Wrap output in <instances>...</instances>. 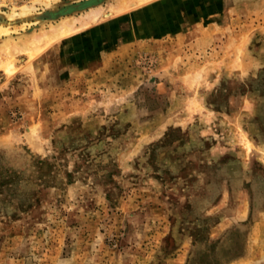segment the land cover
<instances>
[{
    "label": "rangeland",
    "instance_id": "374dc122",
    "mask_svg": "<svg viewBox=\"0 0 264 264\" xmlns=\"http://www.w3.org/2000/svg\"><path fill=\"white\" fill-rule=\"evenodd\" d=\"M47 1L118 7L0 68V264H264V0Z\"/></svg>",
    "mask_w": 264,
    "mask_h": 264
},
{
    "label": "bare ground",
    "instance_id": "6f19581e",
    "mask_svg": "<svg viewBox=\"0 0 264 264\" xmlns=\"http://www.w3.org/2000/svg\"><path fill=\"white\" fill-rule=\"evenodd\" d=\"M46 2L48 1L46 0ZM44 3L45 2H43V4ZM89 4L75 5V7L79 9V13L77 14V16H67V13L60 14L61 16H59V19L48 24L49 27H46L45 23L41 22V19L43 18L39 17V9L37 10V8H35L32 12V8L27 4H22L19 7L12 5L10 7V10H8V13L3 12L8 17L13 18L17 17L18 15L24 16L30 13L33 17H30L28 20L22 21L20 29H13L18 33L17 36L9 35L4 37V40L0 45V68H3L5 70L4 72L11 74L15 69L16 55L20 52L25 54V56L27 57V61L32 60L33 64L31 62L30 65L33 66V68H35L36 70H40L41 67H43V63L45 61L44 51L49 45H51L55 41H59V39H61V37L63 36L72 34L75 29L87 27V25H90L98 20L102 16L104 8L118 7L117 3L116 6L113 2L110 1H108L105 6L92 7V4ZM84 6H88L87 9L84 8ZM35 11L36 13H34ZM37 23L38 27L35 28V25H37ZM13 30H11L7 25L0 24V34L6 35ZM2 54L3 58L1 57Z\"/></svg>",
    "mask_w": 264,
    "mask_h": 264
}]
</instances>
